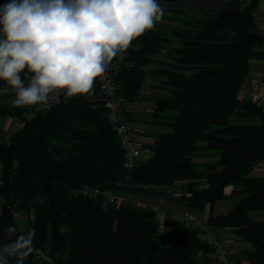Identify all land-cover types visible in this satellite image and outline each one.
<instances>
[{"label":"trees","instance_id":"1","mask_svg":"<svg viewBox=\"0 0 264 264\" xmlns=\"http://www.w3.org/2000/svg\"><path fill=\"white\" fill-rule=\"evenodd\" d=\"M159 1L169 6L165 18L181 26L146 30L116 58L117 95L125 105L141 98L147 73L160 77L158 87L166 92L151 100L149 120L165 131L143 143L150 155L131 169L122 164L97 78L90 96L45 109L17 106L10 101L14 92L0 96V117L19 121L7 139L0 138V243L8 242L9 226L34 228V250L24 264H37L41 251L57 264H202L195 253L208 255L213 247L198 229L179 222L160 231L145 204L157 197L182 208L208 207L205 219L212 229L252 247L229 264H264V220L251 216H264V177L250 176L264 160V109L240 96L249 61L264 58L254 21L259 0H227L222 9L205 12L175 11V0ZM151 61L162 66L145 71ZM0 88L14 91L2 80ZM232 114L256 115L259 122L234 124ZM176 183L182 186L179 196L169 190ZM229 184L230 195L238 198L227 212L214 214ZM94 187L117 200L80 192ZM127 194L130 201H118Z\"/></svg>","mask_w":264,"mask_h":264},{"label":"clouds","instance_id":"2","mask_svg":"<svg viewBox=\"0 0 264 264\" xmlns=\"http://www.w3.org/2000/svg\"><path fill=\"white\" fill-rule=\"evenodd\" d=\"M163 16L159 0H9L0 5V80L17 106L47 104L57 90L66 98L90 96L109 62ZM6 231L0 264H24L35 229Z\"/></svg>","mask_w":264,"mask_h":264},{"label":"crops","instance_id":"3","mask_svg":"<svg viewBox=\"0 0 264 264\" xmlns=\"http://www.w3.org/2000/svg\"><path fill=\"white\" fill-rule=\"evenodd\" d=\"M9 2V0H0V5ZM227 0H175L174 5L171 7L175 11H183V12H205V11H215L222 9ZM159 4L163 7V9L168 8L165 2H160ZM166 13L164 11V16L162 19L154 24L152 29H156L160 32H170L175 28H179L181 25L176 21L167 20ZM254 21H255V30L261 34L263 37V42L259 47L261 50H264V0H259L254 13ZM156 57L162 58V56L157 55ZM162 63L151 61L149 64L144 66L145 71L154 70L160 68ZM264 76V58H253L249 61L248 71L242 81L240 87V96L242 98H247L250 95V87L257 81L261 80ZM161 79L160 77L153 75L151 73H147L143 84L140 88V99L125 105L126 113L124 112V118L129 127L134 131V127H138V124L146 123L143 120V116L146 114H152L153 103L152 99L155 98H164L166 96V92L160 89L158 85H160ZM6 90V91H3ZM8 89H0L1 93L7 92ZM14 92V91H13ZM10 93V92H9ZM8 93V94H9ZM15 93V92H14ZM11 99L10 101H13ZM264 109V101L261 103ZM31 106V105H30ZM32 105L31 107H33ZM237 115V114H236ZM241 116V115H237ZM5 121V120H4ZM3 120L0 122V127L3 129L4 122ZM234 124H241L238 122H231ZM19 126V122L14 123V127L17 128ZM14 128V129H15ZM142 136L149 141H141L142 143H148L152 140L153 135L156 132H152L150 130H139ZM140 142V141H139ZM140 142V143H141ZM250 176L253 177H264V160L257 163L254 169L251 171ZM232 190V185L229 184L224 188L225 197L229 196ZM161 206L166 213H171L174 209H182L179 205L180 203L173 201L172 199L165 200L162 198ZM213 210V209H212ZM203 211V210H202ZM209 213V209H208ZM208 215V214H207ZM206 215V217H207ZM251 216L255 220H264V216L260 212H252ZM205 217V218H206ZM215 238L222 245V248L228 253L227 258L228 262L232 263L236 260L243 259V250L251 249V245L243 242L239 237L232 235L225 231L216 230ZM199 262L202 264H217L214 257L210 254H202L199 257Z\"/></svg>","mask_w":264,"mask_h":264},{"label":"built area","instance_id":"4","mask_svg":"<svg viewBox=\"0 0 264 264\" xmlns=\"http://www.w3.org/2000/svg\"><path fill=\"white\" fill-rule=\"evenodd\" d=\"M118 61L116 58H113L109 62V66L106 69V72L103 76L97 77L99 85V100L105 110L106 117L108 122L112 125L113 129L116 132L118 140L120 142L122 151H123V160L122 164L125 168L131 169L139 159V156L142 154V144L135 138V135L124 118V109L125 103L117 95V83L115 81V73L117 72ZM58 95H51L47 104H38L34 105L33 108L45 109L49 106H54L59 104L66 97L62 94L65 90H57ZM248 99L262 103L264 101V81L263 79L255 82L250 87V95ZM11 131H5L0 127V138L7 139ZM174 196H179L182 193V186L180 183H176L169 189ZM80 192L84 195L95 196L99 193L106 195L108 200H117V197L111 191L101 190L98 187L94 188H83ZM130 194L122 196L119 198V202L130 201ZM162 197L149 198L145 203L146 206L154 211L155 221L157 223L158 229L162 230L159 227L161 218H166L163 223L164 227H167V224L170 222H179L185 224L189 228H196L200 232V236L213 247L211 255L214 257L217 264H228L227 252L222 248V245L215 238V230L212 229L206 222L199 210L194 208H182L174 209L171 213H166L162 206ZM14 217L18 222H23V217L19 212H14ZM203 253L197 251L195 257L199 258Z\"/></svg>","mask_w":264,"mask_h":264},{"label":"rangeland","instance_id":"5","mask_svg":"<svg viewBox=\"0 0 264 264\" xmlns=\"http://www.w3.org/2000/svg\"><path fill=\"white\" fill-rule=\"evenodd\" d=\"M0 89H6V88H0ZM3 91H6V90H3ZM13 93L12 90H7V92H3L1 93L2 97H6V95L8 93ZM22 106H27V107H31L30 105H22ZM32 114L31 111H29L27 113V115H30ZM152 119V114H146L143 116V120H145L144 122L146 123H143L142 124H138V127H134V135H135V138H137L138 141H149L147 139H145L142 134L139 133V131H137L138 129L136 128H139V130H150L152 132H163L165 131L164 128L162 127H159L151 122H149V120ZM4 121V125H3V130L5 131H12L15 127H14V123L15 122H19L17 118L15 117H11V116H6V117H0V122L1 121ZM229 121L230 122H238V123H241V124H245V125H254V124H257L259 122V118L256 116V115H247V116H237L236 114H232L229 118ZM132 130V129H131ZM142 144V149H143V143L141 142ZM150 155V153L148 151H145L143 150L142 154L139 156V159L138 160H144L146 159L148 156ZM238 197L236 196H226V197H223L217 201H215L214 205H213V213L214 214H219V213H225L227 212L235 203V201L237 200ZM180 205V204H179ZM181 206V205H180ZM182 208V207H180ZM208 207L204 208L203 211L200 212L201 216L205 219L206 215L208 214ZM34 261L37 263V264H57L56 261L49 257L48 255H46L44 252H40L38 254V256H36L34 258ZM196 261L199 262V258H196ZM230 262H228L229 264Z\"/></svg>","mask_w":264,"mask_h":264},{"label":"water","instance_id":"6","mask_svg":"<svg viewBox=\"0 0 264 264\" xmlns=\"http://www.w3.org/2000/svg\"><path fill=\"white\" fill-rule=\"evenodd\" d=\"M248 3H250V1H248Z\"/></svg>","mask_w":264,"mask_h":264}]
</instances>
